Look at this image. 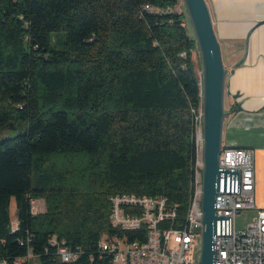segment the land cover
<instances>
[{"label": "trees", "instance_id": "obj_1", "mask_svg": "<svg viewBox=\"0 0 264 264\" xmlns=\"http://www.w3.org/2000/svg\"><path fill=\"white\" fill-rule=\"evenodd\" d=\"M178 2L0 0V264H67L51 238L79 249L68 264H112L101 238L144 239L111 227L114 195L184 222L201 84Z\"/></svg>", "mask_w": 264, "mask_h": 264}, {"label": "built area", "instance_id": "obj_2", "mask_svg": "<svg viewBox=\"0 0 264 264\" xmlns=\"http://www.w3.org/2000/svg\"><path fill=\"white\" fill-rule=\"evenodd\" d=\"M150 10L149 7H145ZM193 113V112H192ZM194 114V113H193ZM196 155L192 167L193 188L184 222L178 228H167L176 212L164 198L135 195H114L109 198V223L122 232H140L144 239L128 241L103 237L98 242L101 254L111 256L112 264H197L201 241L202 161V106L194 114ZM219 169H239V195L222 194L215 197L216 216L231 218V235L215 237L214 264H264V209L254 202L253 154L249 149L222 145ZM30 201L32 215L44 211V203ZM41 202V201H40ZM241 212L255 213L245 230H235L234 221ZM17 228L11 225V232ZM63 263H72L79 257V249L72 251L55 238L48 241Z\"/></svg>", "mask_w": 264, "mask_h": 264}, {"label": "crops", "instance_id": "obj_3", "mask_svg": "<svg viewBox=\"0 0 264 264\" xmlns=\"http://www.w3.org/2000/svg\"><path fill=\"white\" fill-rule=\"evenodd\" d=\"M205 2L227 71L229 109L239 106L227 111L222 145L252 152L254 202L264 209V0Z\"/></svg>", "mask_w": 264, "mask_h": 264}, {"label": "water", "instance_id": "obj_4", "mask_svg": "<svg viewBox=\"0 0 264 264\" xmlns=\"http://www.w3.org/2000/svg\"><path fill=\"white\" fill-rule=\"evenodd\" d=\"M201 66L202 161L201 241L197 264H214L215 237L231 235V218L217 217L215 197L239 195V169H219L227 71L223 67L205 0H181Z\"/></svg>", "mask_w": 264, "mask_h": 264}, {"label": "rangeland", "instance_id": "obj_5", "mask_svg": "<svg viewBox=\"0 0 264 264\" xmlns=\"http://www.w3.org/2000/svg\"><path fill=\"white\" fill-rule=\"evenodd\" d=\"M176 11L184 13V8H183L181 0H179V2H178V8ZM185 23L187 25V31L192 35L191 29H190L188 21H187V18L185 19ZM191 67L194 70L196 77L201 84V74H200L201 66H200V62H199L196 44H194V50L192 51V65H191ZM224 109H225V112H227L229 109V97H228V95H225V97H224ZM1 136L6 137V136H8V133L3 132L1 134ZM37 203H39L41 205V208H42L43 201H41V202L38 201ZM9 211H10L11 225L15 226L16 210H15V202L13 199L10 202ZM252 218H253L252 212H241L240 214H238L235 218V221H234L235 230L238 232L245 230L246 226L248 225V223L251 222Z\"/></svg>", "mask_w": 264, "mask_h": 264}]
</instances>
